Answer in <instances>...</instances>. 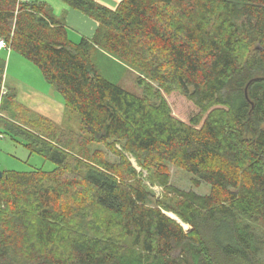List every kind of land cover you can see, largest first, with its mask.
Returning a JSON list of instances; mask_svg holds the SVG:
<instances>
[{
    "label": "trees",
    "instance_id": "16d2710c",
    "mask_svg": "<svg viewBox=\"0 0 264 264\" xmlns=\"http://www.w3.org/2000/svg\"><path fill=\"white\" fill-rule=\"evenodd\" d=\"M60 1L98 24L91 38L70 41L34 0H0V38L40 70L88 142L118 161L58 142L55 124L4 86L0 59V131L55 166L2 173L0 264H262L264 240L251 222L264 224V0H120L115 10ZM94 50L142 68L141 95L101 75ZM172 92L196 110L188 120L172 114ZM127 155L156 170L181 224L148 205ZM165 163L210 193L171 185L157 170ZM75 169L88 203L66 179ZM63 195L76 204L68 213L57 204Z\"/></svg>",
    "mask_w": 264,
    "mask_h": 264
},
{
    "label": "rangeland",
    "instance_id": "374dc122",
    "mask_svg": "<svg viewBox=\"0 0 264 264\" xmlns=\"http://www.w3.org/2000/svg\"><path fill=\"white\" fill-rule=\"evenodd\" d=\"M34 1L40 2L41 0ZM94 1L111 10H115L120 2V0ZM57 2L64 5L61 1ZM46 5L48 4L46 3ZM49 7L51 6L49 5ZM55 18L58 20L57 17ZM72 32L70 31L69 39L74 43H79L80 38H77ZM250 50L251 48L244 47L242 53L247 56ZM0 59L5 62L4 86L16 91L17 101L20 104L30 110L36 109L33 111L48 118L55 124L56 133H58V142L64 143L65 147L72 152H77L81 147L86 148L90 153L98 150L109 162L117 163L118 160L104 146H95V144L88 142V138L83 133L77 116L72 113L65 114L62 97L44 80L40 70L34 63L8 48L0 51ZM92 59L101 75L125 90L136 95H141V89L137 85L136 80L138 77H142L146 82L148 81V77L142 68L138 71L129 64L126 65L119 60L110 58L101 50H94ZM165 97L172 109V114L177 119L186 121L196 111L192 104L178 92H172L169 95L166 94ZM0 132L3 133L4 137L0 139V172H28L35 169L50 172L54 169L55 166L51 162L38 154L32 153L25 146L22 137L7 134L2 130ZM127 157L133 168L142 174L141 182L149 192L148 205L162 207L165 209L164 214L168 218L179 221L181 224L180 220H178L172 211L178 200L173 194L164 190L155 182L153 176L156 170L152 168L153 170L149 172L142 171L132 156L127 155ZM157 170L167 172L171 185L180 190H192L199 195H208L210 193V187L206 184H202L198 188L193 187L191 176L176 163H165L158 167ZM67 176L68 178L66 179L70 180L71 191L88 203V188L84 185L79 173L77 174V169H75V173ZM127 180L125 179V181ZM57 204L67 213L70 208L76 207V204L70 198L64 197V195ZM251 223L255 231L264 240V224L260 221H252ZM183 228L188 231L187 226L183 225ZM260 261L264 264V247Z\"/></svg>",
    "mask_w": 264,
    "mask_h": 264
},
{
    "label": "crops",
    "instance_id": "0c3cea01",
    "mask_svg": "<svg viewBox=\"0 0 264 264\" xmlns=\"http://www.w3.org/2000/svg\"><path fill=\"white\" fill-rule=\"evenodd\" d=\"M57 1L60 0H41L40 2L47 3L48 6H51L50 9L54 17H57L65 26L68 38L70 31H73L72 33H74L77 38H80V40L82 38H91L94 35L98 24L93 19L73 8H70L65 3L62 5ZM33 110L36 109H32V111Z\"/></svg>",
    "mask_w": 264,
    "mask_h": 264
},
{
    "label": "built area",
    "instance_id": "2783aa9c",
    "mask_svg": "<svg viewBox=\"0 0 264 264\" xmlns=\"http://www.w3.org/2000/svg\"><path fill=\"white\" fill-rule=\"evenodd\" d=\"M7 48H8V46H7L6 42L0 38V51L7 49ZM0 139H3V136L1 133H0Z\"/></svg>",
    "mask_w": 264,
    "mask_h": 264
},
{
    "label": "water",
    "instance_id": "95a60500",
    "mask_svg": "<svg viewBox=\"0 0 264 264\" xmlns=\"http://www.w3.org/2000/svg\"><path fill=\"white\" fill-rule=\"evenodd\" d=\"M2 176V172H0V177ZM179 222V221H178Z\"/></svg>",
    "mask_w": 264,
    "mask_h": 264
}]
</instances>
